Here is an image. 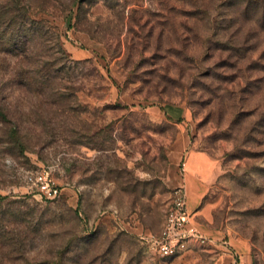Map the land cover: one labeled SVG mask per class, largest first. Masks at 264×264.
<instances>
[{"label": "rangeland", "instance_id": "rangeland-1", "mask_svg": "<svg viewBox=\"0 0 264 264\" xmlns=\"http://www.w3.org/2000/svg\"><path fill=\"white\" fill-rule=\"evenodd\" d=\"M0 20V263L215 264L151 248L193 154L200 228L264 264V0H0ZM43 169L57 200L25 180Z\"/></svg>", "mask_w": 264, "mask_h": 264}, {"label": "built area", "instance_id": "built-area-1", "mask_svg": "<svg viewBox=\"0 0 264 264\" xmlns=\"http://www.w3.org/2000/svg\"><path fill=\"white\" fill-rule=\"evenodd\" d=\"M181 176L187 172V162L180 163ZM26 182L46 199L54 200L62 195V189L49 170L27 173ZM152 249L162 260L170 261L183 256L189 250L204 249L212 241L195 223L188 208V193L184 182L174 190L173 198L166 210L160 233L151 236Z\"/></svg>", "mask_w": 264, "mask_h": 264}, {"label": "crops", "instance_id": "crops-1", "mask_svg": "<svg viewBox=\"0 0 264 264\" xmlns=\"http://www.w3.org/2000/svg\"><path fill=\"white\" fill-rule=\"evenodd\" d=\"M183 160H185L187 162V172L185 174V176L187 175V177L185 179V176L184 177L181 176V183L184 182V180H186L188 182V188H189L188 191H187V193H188V208H189L190 213L193 216V219H194L195 223L200 228V223H199V221L197 219V216L194 213V211L197 208L198 201H199L198 192H197V190L195 188V181H194L195 178H194V176L192 174V170H195L194 168H195V164H196L195 163V155H193V154L192 155L190 154V156L187 155L185 157V159H183ZM181 161H182V159H181ZM181 161H180V163H181ZM164 219H165V215H164V217L162 219V222H161L160 228L158 230V233H160V231H161V229L163 227ZM124 224L126 225L128 230H130L131 232L135 233V235L133 237H135L141 243H142V238H143L144 233L146 234V233L149 232V229L147 227H145V225L143 223H141L136 217L132 218L130 221H126ZM200 230L205 235H207L203 231L202 228H200ZM207 236L209 238H211L212 241L204 249H207L206 251H209V253L211 255V259L215 260V264H225V262L226 263H231L233 261V258H232V255H233L232 253L233 252L230 250L231 249L230 244L227 241L218 240L216 238L210 237L209 235H207ZM150 241H152L151 238H150ZM151 248H152V245H151ZM201 250L202 249L195 250V248H194V249L189 250L183 256H180V257H177V258L181 259V258L184 257V259H187V258L191 257L192 255L197 254ZM154 254L159 259V255L157 254V252L155 250H154ZM174 260H176V259H172L171 261H174Z\"/></svg>", "mask_w": 264, "mask_h": 264}, {"label": "trees", "instance_id": "trees-1", "mask_svg": "<svg viewBox=\"0 0 264 264\" xmlns=\"http://www.w3.org/2000/svg\"><path fill=\"white\" fill-rule=\"evenodd\" d=\"M6 24V22L4 21H1L0 20V30H3L5 31L6 29H4V25ZM0 117L4 120V121H7L9 118H8V115H7V112L4 110V108H2L0 106ZM60 198V197H59ZM58 199V198H57ZM57 199H54V200H57ZM49 200V199H48ZM54 200H50V201H54ZM2 264V263H0ZM39 264V263H37Z\"/></svg>", "mask_w": 264, "mask_h": 264}]
</instances>
